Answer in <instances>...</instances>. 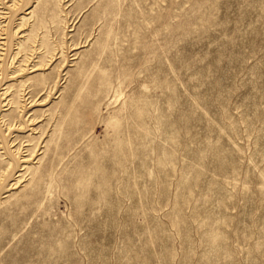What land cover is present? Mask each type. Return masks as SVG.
Returning <instances> with one entry per match:
<instances>
[{
    "label": "rangeland",
    "instance_id": "374dc122",
    "mask_svg": "<svg viewBox=\"0 0 264 264\" xmlns=\"http://www.w3.org/2000/svg\"><path fill=\"white\" fill-rule=\"evenodd\" d=\"M0 264H264V0H0Z\"/></svg>",
    "mask_w": 264,
    "mask_h": 264
}]
</instances>
